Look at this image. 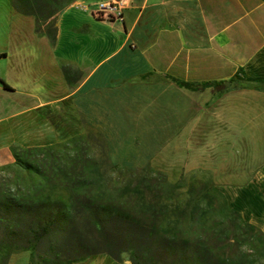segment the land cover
<instances>
[{"label": "crops", "instance_id": "0c3cea01", "mask_svg": "<svg viewBox=\"0 0 264 264\" xmlns=\"http://www.w3.org/2000/svg\"><path fill=\"white\" fill-rule=\"evenodd\" d=\"M96 1L35 19L0 0V166L14 146L75 133L83 113L158 136L264 231V0H116L119 18L94 16Z\"/></svg>", "mask_w": 264, "mask_h": 264}, {"label": "trees", "instance_id": "16d2710c", "mask_svg": "<svg viewBox=\"0 0 264 264\" xmlns=\"http://www.w3.org/2000/svg\"><path fill=\"white\" fill-rule=\"evenodd\" d=\"M66 1L9 0L13 9L35 19L48 16ZM11 157L9 168L0 167V171L10 170L9 177L0 184V264L6 263L11 252L36 251L40 244H45V255L57 251L66 258L103 252L115 259L118 252L129 251L132 264H207L209 257H214L212 264H251L245 259L250 252L235 251V244L240 241V234L250 233L252 227L242 223L232 210H119L116 197L78 195L85 167L76 166L49 145L12 147ZM104 170L93 168L99 174ZM24 175H33L35 180L26 183ZM56 210H84L88 227L83 228L82 241L72 246L69 236L63 237L67 246L52 252L50 242L64 230ZM179 216L185 221L182 232ZM249 237L250 234L247 242ZM92 239L97 248L90 246ZM138 255L142 258L137 259ZM157 255L169 260H156Z\"/></svg>", "mask_w": 264, "mask_h": 264}, {"label": "rangeland", "instance_id": "374dc122", "mask_svg": "<svg viewBox=\"0 0 264 264\" xmlns=\"http://www.w3.org/2000/svg\"><path fill=\"white\" fill-rule=\"evenodd\" d=\"M22 25L21 23L20 26ZM227 83L230 84V81ZM81 115L83 116V113ZM81 115L75 119L78 125L75 133L47 144L51 146V150L68 156L76 166L83 164L85 167V173L81 179L83 186L77 189L78 195H83V198L116 197L119 210H168L167 212H172V210H208L212 213L215 210H232L233 215L239 218L242 223L253 228L251 231L249 230L250 233H246L251 236L248 238V242L246 241L247 235L240 234L242 237L239 242H236L235 251L243 252V254L249 251L250 256H246V260L249 259L251 264H264V247H261L264 243V231L227 204L219 191V187L223 184L211 182L208 169L193 167L191 163L177 165L174 158L169 160L167 158L169 152L159 150L157 143L151 144L158 136L118 132L110 134L106 129L104 132L102 129H98L95 120H87ZM11 165L12 161L0 167L2 169L9 168ZM94 167L99 169L104 167L103 172L105 173L93 172ZM108 169L110 170L107 171ZM8 171L10 170L0 171L1 185L4 183V179L9 177ZM23 180L26 183L33 182L35 177L24 175ZM56 212L64 230L60 232V235H55L50 242L52 252L67 246L62 240L63 237L69 236L72 246L76 242L82 241L83 228L87 229L88 227L84 222L86 215L84 210H66L61 213L60 210H56ZM231 216L230 218H232ZM167 218L171 220L170 217ZM177 218L181 232L185 231L184 218L182 216ZM94 242L93 239L90 240V246L97 248L98 245ZM117 246L121 247V245ZM44 250L45 244L38 245L36 251L15 250L8 254L5 264H132L129 251L118 252L114 259L103 252L79 258H66L57 251L48 253L49 256L45 255ZM95 256H99L97 261L91 260ZM136 258L140 259L142 256L138 255ZM156 258V260H169V257L161 255H157ZM213 258L209 257L207 264H212ZM137 264L148 263L138 261ZM194 264L197 263L194 261Z\"/></svg>", "mask_w": 264, "mask_h": 264}, {"label": "built area", "instance_id": "2783aa9c", "mask_svg": "<svg viewBox=\"0 0 264 264\" xmlns=\"http://www.w3.org/2000/svg\"><path fill=\"white\" fill-rule=\"evenodd\" d=\"M91 12L96 17L119 18L121 11L116 0H97Z\"/></svg>", "mask_w": 264, "mask_h": 264}]
</instances>
